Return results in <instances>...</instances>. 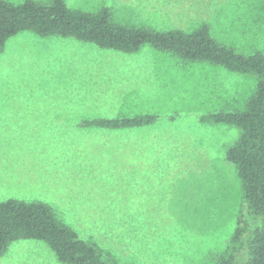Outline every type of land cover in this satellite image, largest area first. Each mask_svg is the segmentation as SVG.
<instances>
[{"label": "rangeland", "instance_id": "rangeland-1", "mask_svg": "<svg viewBox=\"0 0 264 264\" xmlns=\"http://www.w3.org/2000/svg\"><path fill=\"white\" fill-rule=\"evenodd\" d=\"M66 3L108 7L116 23L158 31L207 22L218 42L264 54V0ZM255 90L254 76L150 46L124 54L20 33L0 54V202L49 204L117 264H217L244 209L241 180L226 160L241 130L203 124L200 115L245 109ZM147 113L163 119L138 130L81 126ZM0 264L62 263L44 242L22 240Z\"/></svg>", "mask_w": 264, "mask_h": 264}, {"label": "trees", "instance_id": "trees-1", "mask_svg": "<svg viewBox=\"0 0 264 264\" xmlns=\"http://www.w3.org/2000/svg\"><path fill=\"white\" fill-rule=\"evenodd\" d=\"M23 32L41 38H69L100 49L135 54L150 46L188 62L209 63L231 73L251 75L256 90L245 109L222 110L200 115L208 125H228L241 130L238 142L226 151L241 180L244 209L226 250L217 264H264V54L245 55L218 42L209 23L193 31L151 30L112 20L111 10L97 12L72 10L66 0L43 3L25 0L14 4L0 0V54L10 39ZM163 119L159 114H139L84 120L82 127L105 130H138L152 127ZM22 240L47 244L62 264H117L101 247L83 240L70 226L60 221L54 209L43 201L9 199L0 202V257Z\"/></svg>", "mask_w": 264, "mask_h": 264}]
</instances>
